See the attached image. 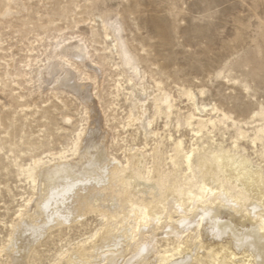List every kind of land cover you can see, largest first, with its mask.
Wrapping results in <instances>:
<instances>
[{
    "label": "bare ground",
    "instance_id": "obj_1",
    "mask_svg": "<svg viewBox=\"0 0 264 264\" xmlns=\"http://www.w3.org/2000/svg\"><path fill=\"white\" fill-rule=\"evenodd\" d=\"M101 30L103 58H118L114 95L127 105L123 127L138 124L144 142L127 144L123 159L110 151L117 137L96 105L106 71L89 64L82 38L57 41L35 69V94H72L86 125L68 149L15 164L29 190L0 243V264H28L50 230L90 213L99 218L93 230L61 245L51 264H264V99L235 119L182 88L189 103L182 109L160 81L146 80L120 25L101 21ZM75 61L93 66V77ZM160 118L162 129L153 126ZM171 125L190 137L173 135Z\"/></svg>",
    "mask_w": 264,
    "mask_h": 264
},
{
    "label": "rangeland",
    "instance_id": "obj_2",
    "mask_svg": "<svg viewBox=\"0 0 264 264\" xmlns=\"http://www.w3.org/2000/svg\"><path fill=\"white\" fill-rule=\"evenodd\" d=\"M101 21L121 26L146 80L160 81L182 109L189 106L178 93L182 88L235 119L247 117L264 99V0H0V243L29 190L15 164L68 149L86 125L84 108L72 94H35V69L44 67L57 41L82 38L89 64L106 71L96 105L117 137L110 151L123 159L127 144L144 142L138 124L123 127L127 105L121 93L114 95L118 58H103ZM75 62L93 77V66ZM162 125L161 118L153 123ZM170 132L191 135L183 128L177 133L173 125ZM147 142L149 149L152 137ZM82 219L50 230L34 245L28 264H51L61 245L75 243L99 222L91 213Z\"/></svg>",
    "mask_w": 264,
    "mask_h": 264
},
{
    "label": "snow or ice",
    "instance_id": "obj_3",
    "mask_svg": "<svg viewBox=\"0 0 264 264\" xmlns=\"http://www.w3.org/2000/svg\"><path fill=\"white\" fill-rule=\"evenodd\" d=\"M261 243H262V245H264V236L261 237Z\"/></svg>",
    "mask_w": 264,
    "mask_h": 264
}]
</instances>
